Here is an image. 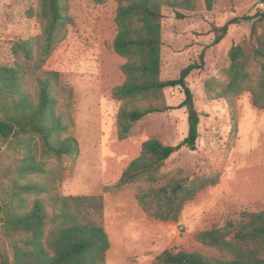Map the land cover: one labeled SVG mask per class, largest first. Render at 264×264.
Segmentation results:
<instances>
[{"label":"trees","instance_id":"obj_1","mask_svg":"<svg viewBox=\"0 0 264 264\" xmlns=\"http://www.w3.org/2000/svg\"><path fill=\"white\" fill-rule=\"evenodd\" d=\"M103 4L109 0H91ZM116 3V33L113 51L124 59L123 80L111 89L120 101L116 115V136L129 137L134 125L147 114L171 109L164 103L163 90L179 87L185 98L178 107L193 108V95L186 77L201 64L189 63L177 78H161L163 7L194 11L196 0H113ZM207 10L214 0H203ZM178 18L184 15L175 11ZM36 16L41 33L12 45V65H0V142L13 156L0 168V230L11 247V256L0 246V264H106L110 247L104 228L103 195H59L54 159H74L79 154L77 139L70 132L73 91L61 83L56 70H41L63 38L70 18L67 0H38ZM255 15L232 17L214 27V44L227 34L228 27L250 21ZM264 18V12L259 19ZM251 26L253 43L234 45L228 52L230 64L224 82L211 78L204 87L208 98H223L235 117L234 97L249 91L252 104L264 109V31ZM259 73L252 72V63ZM28 76H34L36 93L29 90ZM197 116L188 117L186 136L175 145L156 138L144 140L139 154L122 170L118 181L104 186L116 194L134 188L142 211L153 219L177 221L185 203L208 186L218 183L219 174L191 180L176 172L163 174L165 160L183 146L194 148L198 138ZM197 242L216 250V255L165 249L152 264H264V210L243 211L238 219L222 226L197 231Z\"/></svg>","mask_w":264,"mask_h":264},{"label":"rangeland","instance_id":"obj_2","mask_svg":"<svg viewBox=\"0 0 264 264\" xmlns=\"http://www.w3.org/2000/svg\"><path fill=\"white\" fill-rule=\"evenodd\" d=\"M264 0H214L207 10L203 0H196L194 11L163 7L161 78H177L189 63L201 64L186 77L193 95V110L198 117V138L194 148L183 146L173 152L160 167L163 174L176 172L191 180L219 174L218 183L200 191L185 203L177 221L149 218L139 206L134 188L116 194L104 192L115 184L128 162L136 157L141 143L156 138L175 145L188 131L189 108L178 107L185 95L179 87L163 90L164 103L172 106L162 112L147 114L133 127L128 138L116 136V115L120 101L111 89L123 80L124 61L112 49L116 33V3L109 0L94 4L91 0H67L70 18L66 32L49 55L41 70H56L61 83L71 87L70 130L77 139L79 154L74 159H54L51 167L55 193L59 195H96L104 197V228L110 248L106 264H152L165 249L216 255V250L197 242L194 234L227 220L238 219L243 211L264 210V109L252 104L249 91L234 97L235 117L223 98H208L204 84L211 78L226 79L224 69L230 64L228 52L234 45L253 43L251 26L264 31ZM38 0H0V65L15 60L12 45L41 33L36 16ZM175 11L184 15L178 18ZM255 15L228 27L217 44L214 27L232 17ZM252 72L260 69L252 63ZM27 86L36 93L34 76ZM12 152L0 142V168L9 164ZM1 229V228H0ZM0 246L11 256V247L0 230Z\"/></svg>","mask_w":264,"mask_h":264},{"label":"water","instance_id":"obj_3","mask_svg":"<svg viewBox=\"0 0 264 264\" xmlns=\"http://www.w3.org/2000/svg\"><path fill=\"white\" fill-rule=\"evenodd\" d=\"M189 116H191V117H194V116H195V114H194V110H193V109H190V110H189Z\"/></svg>","mask_w":264,"mask_h":264},{"label":"built area","instance_id":"obj_4","mask_svg":"<svg viewBox=\"0 0 264 264\" xmlns=\"http://www.w3.org/2000/svg\"><path fill=\"white\" fill-rule=\"evenodd\" d=\"M264 5L263 2H259V7H262Z\"/></svg>","mask_w":264,"mask_h":264},{"label":"crops","instance_id":"obj_5","mask_svg":"<svg viewBox=\"0 0 264 264\" xmlns=\"http://www.w3.org/2000/svg\"><path fill=\"white\" fill-rule=\"evenodd\" d=\"M110 248V247H109ZM109 250V249H108ZM107 254V253H106ZM107 256V255H106ZM106 256H105V260H106Z\"/></svg>","mask_w":264,"mask_h":264}]
</instances>
